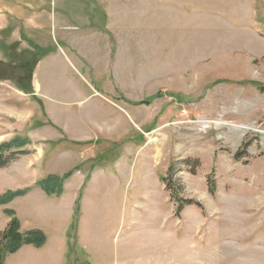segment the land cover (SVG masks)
Returning <instances> with one entry per match:
<instances>
[{
    "label": "rangeland",
    "instance_id": "obj_1",
    "mask_svg": "<svg viewBox=\"0 0 264 264\" xmlns=\"http://www.w3.org/2000/svg\"><path fill=\"white\" fill-rule=\"evenodd\" d=\"M42 1L0 17V240L46 236L5 264H264V0ZM62 17L106 35L38 70Z\"/></svg>",
    "mask_w": 264,
    "mask_h": 264
},
{
    "label": "crops",
    "instance_id": "obj_2",
    "mask_svg": "<svg viewBox=\"0 0 264 264\" xmlns=\"http://www.w3.org/2000/svg\"><path fill=\"white\" fill-rule=\"evenodd\" d=\"M49 2H51V1L49 0ZM31 4L36 6L37 8H34V10H32V8L30 7ZM2 6L3 5L0 6V17L3 16L5 18L6 22H8L7 20H9V22L13 21L14 18H18V19L20 18L21 19L22 28H23L24 31H23V33L19 34L20 37H27L28 35H27L26 31H30V32L32 31V32H36L37 35L38 34L40 36L48 35L50 37L51 27L47 28L46 24H44L45 21L42 19V12H43L44 7H45V2L44 1L40 2V0L39 1L38 0H28V1H24L23 4L21 5V9H22L23 12H26V11L29 12V13L33 12L32 14H36L37 15V19L34 21L33 25L29 24V22L32 23L31 19H26V16L23 13H22V17H19V13L16 12L14 8L10 10V9H5ZM27 6H29V7H27ZM40 6H42V7L40 8ZM34 12H36V13H34ZM82 19H86V21L85 22H79L78 20H74V22L70 21V23H69V22H67V20L65 18L62 17V19L60 21V23H61V25H60V29H61L60 36L62 37L61 38V45L62 46H57L55 44L57 42V39H55V38H54V40H52V41L50 40V42H48V44H49L48 46H43V44L42 45L40 44V43H42L41 42V38L40 37L38 38L37 45L39 47H41L42 49L46 50V53H47L45 56H43V58L45 57V59L42 60L43 59L42 58L41 59L42 61L39 62L38 66H37L38 70L40 69V66L43 65L44 61L47 58H50L49 55L52 56V54L57 56V57H59V58H61V56H62L63 58H65L67 60V62L65 60V64H68L69 66L74 67V68H75V64H74L75 61L77 63L78 62H85V60L83 58H81V57H80V59H78V57L82 53H81V51L79 49H77L75 47V45L70 44V42H69L70 37L75 36L76 38L78 37L77 39L81 40V39H86V38H93L96 35H100L103 38V36H105L106 33H105L104 30L98 31V32L94 31L95 30V28H94L95 26L94 25H92V24H91V26L87 25V22H88L87 21V17L82 18ZM79 23H82L81 27H78ZM1 29H3V28H1ZM82 29H85V30H82ZM29 41L27 43L31 44V41L30 42ZM81 41H83V40H81ZM52 42H53V44H51ZM67 52L73 55V58H74L73 60L68 56ZM50 62L51 61H49V64H50ZM44 73L46 75L45 71H44ZM50 78H51V80L54 83L53 84H49L47 87H49L48 88L49 93H52L54 96H56V94L58 93V92H56V90L58 89V87H57V77L55 76V77H50ZM45 80L47 81V77H45ZM40 85L41 84H40V82L37 79V83H35V85H34L36 95H37V93L40 90ZM60 85H59V87H60ZM76 142H79V141H76Z\"/></svg>",
    "mask_w": 264,
    "mask_h": 264
},
{
    "label": "trees",
    "instance_id": "obj_3",
    "mask_svg": "<svg viewBox=\"0 0 264 264\" xmlns=\"http://www.w3.org/2000/svg\"><path fill=\"white\" fill-rule=\"evenodd\" d=\"M34 49L37 51L38 55L46 54V52L40 51V48L34 47ZM18 89L22 90L20 86L18 87ZM3 150L6 149L4 148ZM5 164H8L6 158L3 156L0 157V166H3ZM66 178H69V176H67ZM63 181L64 179L59 178L58 176H50L46 180L41 181L39 183V187H41V190L45 192L48 196H59L63 193ZM26 193L27 192L23 191L15 193L8 192L0 198V205L9 204L14 199L22 197ZM45 242L46 236L43 232H40L38 230L30 231L28 232V234H21L20 223L16 218H13L0 240V264H5L8 255L16 254L24 246H33L39 249L45 244Z\"/></svg>",
    "mask_w": 264,
    "mask_h": 264
},
{
    "label": "bare ground",
    "instance_id": "obj_4",
    "mask_svg": "<svg viewBox=\"0 0 264 264\" xmlns=\"http://www.w3.org/2000/svg\"><path fill=\"white\" fill-rule=\"evenodd\" d=\"M183 260V259H182Z\"/></svg>",
    "mask_w": 264,
    "mask_h": 264
}]
</instances>
